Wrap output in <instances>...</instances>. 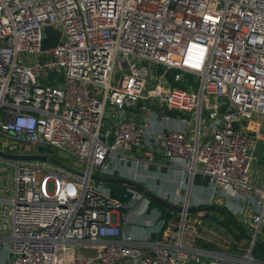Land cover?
Here are the masks:
<instances>
[{"label": "built area", "instance_id": "1", "mask_svg": "<svg viewBox=\"0 0 264 264\" xmlns=\"http://www.w3.org/2000/svg\"><path fill=\"white\" fill-rule=\"evenodd\" d=\"M151 106L183 126L148 125ZM0 139L9 152L50 146L74 160L49 166L54 153L42 151L46 161L11 162L7 217L0 208L8 264L257 263L182 242L184 221L173 242L153 236L158 216L148 234L123 230L113 213L150 200L131 188L128 201L112 196L104 176L168 161L239 199V221L264 240V167H254L264 0H0Z\"/></svg>", "mask_w": 264, "mask_h": 264}, {"label": "rangeland", "instance_id": "2", "mask_svg": "<svg viewBox=\"0 0 264 264\" xmlns=\"http://www.w3.org/2000/svg\"><path fill=\"white\" fill-rule=\"evenodd\" d=\"M155 111H158V113L163 112V114H166L164 111H159V109H156L155 107H152ZM154 112V111H153ZM185 116V115H184ZM188 116V115H186ZM256 117V116H255ZM254 117V119H255ZM259 117V116H258ZM254 126V123L252 124ZM0 148L7 150L10 149L9 147H2V141L0 139ZM29 148V146L21 144L16 146V151H24L25 149ZM11 151V150H10ZM12 151V152H16ZM53 158L55 160L52 162H49V166H59L60 168H73V161L69 157L65 156V154L59 152V149H53ZM5 161V164L9 166V171L12 172L13 166L11 165L12 161ZM145 172L141 173L144 174V176L140 175L141 177L136 178L131 173L126 175L125 177L130 179H135L141 184H144L148 188H152V191H154L159 196L161 195L162 198L170 201L175 202L174 204H183V196L185 193V189L190 188L191 184L189 185V181H184L181 183L179 187H174L173 184L170 181H164L163 175L161 170L157 167V169H150V167L145 168ZM68 171V170H66ZM187 175L189 176V173L187 172ZM200 177L198 175H195L193 179ZM190 178V176L188 177ZM204 182L202 185L203 188H206L207 186L212 189V191L215 192V195L222 196L223 199L221 201V205L215 203L214 198L208 199L209 195L202 194L199 192H196L194 194H191V197L188 196V205H208V204H216L218 207H221L224 209L226 214H223L222 211H218L217 209H204L188 212L185 214L184 218V225L182 227L181 232V238L186 237L188 244H192L199 247H204L212 250L217 251H227L231 253H240L244 254L247 253L248 249L251 247V241L243 236L241 232L237 231L236 227L233 224V221L235 223H242L243 221H239L238 214L239 210L241 208V202L237 198H232L229 195H225V192H222L219 188H214L212 185H210L207 180L200 177L197 182ZM129 188V187H127ZM190 190V189H189ZM177 196L180 197H176ZM132 195V193H130ZM226 197H225V196ZM137 196L133 194V200L132 202L136 201ZM138 202L123 207L124 214H127L128 212L135 211L137 209ZM147 210L145 215H154L158 216L157 223L159 226H163L164 223V216L163 212L160 210V207L155 204H150V201H148ZM139 212V211H138ZM142 212V211H141ZM178 216L174 219L175 223L177 224L175 228V234L179 232L180 228V220H181V213H174ZM230 214L233 217V221H230L227 219V215ZM167 221V220H166ZM245 228V226H244ZM154 229V228H153ZM154 231V230H153ZM156 236V234H155ZM264 244V240H263ZM259 248L257 245H252L251 248V256L254 258V261L257 262L255 264H264V256L261 255V252L259 251Z\"/></svg>", "mask_w": 264, "mask_h": 264}, {"label": "crops", "instance_id": "3", "mask_svg": "<svg viewBox=\"0 0 264 264\" xmlns=\"http://www.w3.org/2000/svg\"><path fill=\"white\" fill-rule=\"evenodd\" d=\"M152 107H154V106L150 107V109L144 114L145 116L143 118L144 120L147 119L146 123L148 125H150V126L155 125V127L157 129H159V128L163 129V128H168V127L180 128L183 126V124L180 123L179 120L177 119V116H176L177 113L176 112L174 114L168 113L167 112L168 110H165L164 112H166V114H168V115H171L170 117L172 118V120L164 121L162 119L160 122L157 120V122L155 123V120L158 119L157 115L158 116L162 115L163 112L158 113V111H155ZM179 115L184 116V114H182V113H179ZM254 155H255L254 167L255 168H257V167L259 168L261 166L264 167V145H262V144L258 145V148L256 149ZM149 167H150V169H152V168L157 169V167L155 165H150ZM158 168L162 172L163 180L164 181H166V180L170 181L174 187H179L181 185V183H183L184 181H189L188 183H189V185L191 184V187L188 189L187 188L185 189V193L183 196V204L188 205V196L191 197V194L199 192L202 194L209 195L208 199L214 198L215 203L221 205V201L223 199L222 196L215 195V192L212 191V189L208 186L206 188H203L202 185L204 184V182H202V181L197 182V183L195 182L198 179H200V177H202L201 175L197 174L200 177L195 178V180L190 179V178H188L189 176L187 175V171L185 169L181 168L180 166L171 164L168 161L162 162V165H160ZM133 170L135 171V173H131V174H133V176H135L136 178L141 177L140 175L144 176V174H141L143 172H145V174H146V170L142 165H140L139 167H136V168L133 167ZM202 178H204V177H202ZM13 188L14 187H13V183H12V172L9 171L8 165H6L0 161V208H1V213L3 214V216H6V217L8 216V209H9L8 199H10L12 194H13ZM150 189L152 190V188H150ZM175 196L180 197L181 195L177 196L175 194ZM173 203H175V202H173ZM200 205H202V204H200ZM188 206H191V205H188ZM194 206H196V205H194ZM144 211H148L147 207H145L144 204L142 205L141 203H139L137 206V209H135V211H131V212H128L127 214H125L126 218L121 217V213L125 212L124 209L120 210V212H114L113 213V221L117 225H120V227H122L123 230H125V231L128 230L134 236L140 237L144 234L150 233L151 230L154 228V226H153L154 215H153V217L151 214L145 215V214H143ZM195 211H197V210H195ZM218 211H220V210H218ZM191 212H193V211H191ZM171 213H178V212H171ZM222 213L226 214L227 212H222ZM174 215H176V214H173L172 216H170L167 219V221L164 220V224L162 227L157 225L156 228H158V229H157V232L155 234L158 236V238L160 240H163L166 242H173V241L179 239V232L177 234L173 235L176 232L175 228L177 226V224L174 221V219H175ZM0 217H1V215H0ZM246 232H248V231H246ZM241 233L243 236L246 237L244 232H241ZM182 242L188 243L186 237H182ZM8 243H10V242L9 241H7L6 243H2V241L0 242V264H8V260H7L8 257L6 258V256H5V253H7V249L9 247L7 245ZM123 264H125V263H123Z\"/></svg>", "mask_w": 264, "mask_h": 264}, {"label": "water", "instance_id": "4", "mask_svg": "<svg viewBox=\"0 0 264 264\" xmlns=\"http://www.w3.org/2000/svg\"><path fill=\"white\" fill-rule=\"evenodd\" d=\"M45 31L47 32L46 34H47L48 39L58 41L60 34H61L59 30H56L51 26H47ZM143 64L146 65V63H144V62H143ZM225 107H226V103L224 102L220 106L219 112L222 113L224 111ZM37 150L39 151L38 153H26V152L25 153H18V152H9V151H6V150L0 148V158L1 159H7L10 161H15V160H19V161H46L48 159V156L44 155L40 152L46 151L49 154H53V152H54L50 146H46V147L45 146H38ZM104 179L106 182L121 183V184L125 185L126 187L137 190L139 193H142L143 195L148 197V199L151 200L152 202H154L156 205L163 207L170 212L181 213L180 225L184 221L185 214L188 212H191V211L200 210V209L204 208V209H218V210H221L222 212H226L224 209H222L221 207H218V205H216V204L198 205V206H194V205L188 206L187 204H182V205L174 204V203L162 198L161 195L159 196L154 191H152L150 188H148L144 184H141L140 182H138L135 179H130L127 177H122V176H108V175L104 176ZM238 227H239L240 231L244 232L246 237L251 241V244H250L251 247L248 249V251H247L248 253L251 252L252 245H254V244L257 245L259 248H261L264 251V244H262L259 240L252 241L251 240L252 235L249 234L248 232H246V230L241 225H238Z\"/></svg>", "mask_w": 264, "mask_h": 264}, {"label": "trees", "instance_id": "5", "mask_svg": "<svg viewBox=\"0 0 264 264\" xmlns=\"http://www.w3.org/2000/svg\"><path fill=\"white\" fill-rule=\"evenodd\" d=\"M175 72V70H169L168 73H167V76H168V79L170 80L171 84L173 85H177V86H181L180 83L178 82H175L173 81V73ZM185 76V79L187 81H191L193 79V76L192 74L190 73H185L184 74ZM168 113H175L176 111H167ZM199 175V174H198ZM108 186L110 187V193L112 196L122 200V201H128L129 200V197H130V193L129 190H127V187L121 183H109L107 182ZM150 204H154V202H152L150 200ZM160 207V206H159ZM160 210L163 212V216H164V220L166 221L170 216H172L174 213H171L170 211H168L167 209L163 208V207H160ZM228 213V212H227ZM178 216H175V218H177ZM227 219L230 220V221H233V217L228 214L227 215ZM164 224V223H163ZM233 224L234 226L236 227L237 231L241 232L238 225L240 223H235L233 221ZM241 225V224H240ZM242 226V225H241ZM243 227V226H242ZM244 228V227H243ZM242 234V233H241ZM155 235V233L153 234V236ZM262 244H263V241H260ZM259 251L261 252V255L264 256V251L262 249H259Z\"/></svg>", "mask_w": 264, "mask_h": 264}]
</instances>
